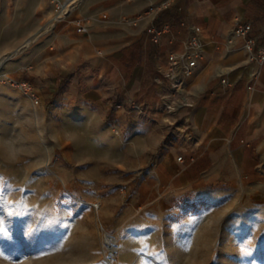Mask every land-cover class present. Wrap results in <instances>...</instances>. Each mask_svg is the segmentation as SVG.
<instances>
[{
  "label": "rangeland",
  "instance_id": "rangeland-1",
  "mask_svg": "<svg viewBox=\"0 0 264 264\" xmlns=\"http://www.w3.org/2000/svg\"><path fill=\"white\" fill-rule=\"evenodd\" d=\"M81 1L0 0V264H107L104 235L115 264H264V176L169 193L153 159L135 166L105 121L61 105L78 69L38 35Z\"/></svg>",
  "mask_w": 264,
  "mask_h": 264
},
{
  "label": "crops",
  "instance_id": "crops-1",
  "mask_svg": "<svg viewBox=\"0 0 264 264\" xmlns=\"http://www.w3.org/2000/svg\"><path fill=\"white\" fill-rule=\"evenodd\" d=\"M161 1L82 0L58 27L51 23L39 33V39L50 33L49 48L65 70L78 69L61 105L105 121L122 149L134 154L135 166L153 159L150 175L167 179L169 193L215 186L227 176H264V64H249L243 48L245 40L254 49L264 46V0H167L170 5L155 24L167 23L170 31L158 47L146 34L148 22L137 17L149 2ZM51 16L43 12L41 23L46 26ZM236 24L250 25L245 37H232ZM193 27L201 31L203 58L186 81L185 95L177 98L189 105L165 111L162 103L173 98L160 71ZM129 100L142 111L114 109Z\"/></svg>",
  "mask_w": 264,
  "mask_h": 264
},
{
  "label": "built area",
  "instance_id": "built-area-1",
  "mask_svg": "<svg viewBox=\"0 0 264 264\" xmlns=\"http://www.w3.org/2000/svg\"><path fill=\"white\" fill-rule=\"evenodd\" d=\"M170 2L167 0L159 3L149 2L145 10L138 15L137 19L145 20L148 22L146 27V34L149 40L156 46H160L162 42V36L169 33L170 27L167 23H163L158 26L155 24L157 16L160 12L168 9ZM64 3L58 4V9L62 11ZM104 18V16H102ZM249 24H236L232 37H245L250 31ZM80 30L86 32V28L80 25ZM228 44H231L229 40ZM243 48L246 52V60L249 64H264V46H259L254 49L251 40H245ZM204 44L199 27H193L190 37L184 42L181 49L178 52H171L166 56L164 68L160 71L162 81L168 86L169 96L173 99L171 102L162 103V107L165 111H170L174 105L187 106V103H180L177 101L179 94L186 90V81L195 75L197 64L203 58ZM253 77V74L251 75ZM221 84H225V80H220ZM18 86L28 97V99L35 103L38 99L36 90L28 83H19ZM115 110H128V111H142L140 105L134 100L127 102L119 101L114 104ZM187 128L184 127V131ZM176 161L183 163V157L181 155L176 157ZM94 209H98V203L91 204Z\"/></svg>",
  "mask_w": 264,
  "mask_h": 264
},
{
  "label": "bare ground",
  "instance_id": "bare-ground-1",
  "mask_svg": "<svg viewBox=\"0 0 264 264\" xmlns=\"http://www.w3.org/2000/svg\"><path fill=\"white\" fill-rule=\"evenodd\" d=\"M68 4H64L62 12L63 14L67 11H64ZM68 12V11H67ZM104 234V233H103ZM104 242H103V249L105 252V262L107 264H115V261L118 257L119 249L118 246L115 244V242L110 238L104 235Z\"/></svg>",
  "mask_w": 264,
  "mask_h": 264
}]
</instances>
